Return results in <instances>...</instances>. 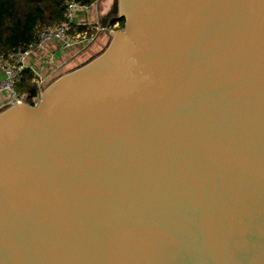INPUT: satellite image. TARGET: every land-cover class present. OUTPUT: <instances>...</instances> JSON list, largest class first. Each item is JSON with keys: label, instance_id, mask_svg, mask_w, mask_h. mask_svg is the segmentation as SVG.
Listing matches in <instances>:
<instances>
[{"label": "water", "instance_id": "95a60500", "mask_svg": "<svg viewBox=\"0 0 264 264\" xmlns=\"http://www.w3.org/2000/svg\"><path fill=\"white\" fill-rule=\"evenodd\" d=\"M101 26L0 108V264H264V0H116Z\"/></svg>", "mask_w": 264, "mask_h": 264}, {"label": "built area", "instance_id": "2783aa9c", "mask_svg": "<svg viewBox=\"0 0 264 264\" xmlns=\"http://www.w3.org/2000/svg\"><path fill=\"white\" fill-rule=\"evenodd\" d=\"M98 1L89 5L68 1L65 10L66 21L62 26L41 31L37 43L28 49L16 52L11 62L0 59V69L5 75L4 79L0 81V95L9 97L4 106L14 102H27V98L18 96L16 91L23 71L30 70L35 76L34 80L39 89L38 96L34 99V103H36L49 85L48 69L59 68L58 61L69 51L74 49L83 51L91 45L95 40L92 33L97 30L98 26L96 25L98 24L88 21V17ZM118 28L119 21L110 27L111 30Z\"/></svg>", "mask_w": 264, "mask_h": 264}, {"label": "trees", "instance_id": "16d2710c", "mask_svg": "<svg viewBox=\"0 0 264 264\" xmlns=\"http://www.w3.org/2000/svg\"><path fill=\"white\" fill-rule=\"evenodd\" d=\"M68 1L89 5L96 0H0V59L11 62L16 52L37 43L40 31L62 26ZM34 79L33 72L25 70L16 87L18 96H25L31 105L39 92Z\"/></svg>", "mask_w": 264, "mask_h": 264}, {"label": "rangeland", "instance_id": "374dc122", "mask_svg": "<svg viewBox=\"0 0 264 264\" xmlns=\"http://www.w3.org/2000/svg\"><path fill=\"white\" fill-rule=\"evenodd\" d=\"M115 1L116 0H99L98 3L94 5L93 10L88 17V21L90 22L92 21L93 24L94 22L98 24L96 25L98 26L97 30H94V32L92 33L93 34L92 37L94 36L95 40H93L91 45L83 51L79 50L80 51L79 52L77 51L78 49L69 51L68 53L74 52V51H77L78 53H76L77 55L75 54L72 59H68L66 62H64L63 65L61 64L59 60V64H58L59 70H57V72L54 73L53 75H52V70L56 71V69L49 68L48 75L49 76L52 75V76L49 79L47 78V80H49L50 83L53 82L55 79H57L58 78L57 76L60 77L62 74H64L66 70L77 68L78 66L84 64L91 58L97 56L107 47L108 43L110 42V36L102 30L103 28H101L102 27L101 20L103 19V17H105L106 14H108V12L110 11ZM62 66L63 68H61ZM8 98L9 97L6 96L7 101H8Z\"/></svg>", "mask_w": 264, "mask_h": 264}, {"label": "crops", "instance_id": "0c3cea01", "mask_svg": "<svg viewBox=\"0 0 264 264\" xmlns=\"http://www.w3.org/2000/svg\"><path fill=\"white\" fill-rule=\"evenodd\" d=\"M76 53H78L77 51H74V52H70V53H67V54H65V56L63 57V58H61L60 59V62H61V64L63 65L64 64V62H66L68 59H72L73 58V56L76 54ZM77 55V54H76ZM58 64H59V61H58ZM57 64V65H58ZM59 66V65H58ZM61 68H63V66L61 67ZM52 69V68H51ZM53 69H56V71L55 70H52V75L54 74V73H56L57 72V70H59L58 68H53ZM75 69V68H74ZM72 69H68V70H66L65 71V73H67L68 71H71ZM48 74H49V72H48ZM51 75V76H52ZM63 75V74H62ZM51 76H49L48 77V79L51 77ZM4 77H5V75H4V73H3V71L0 69V81L1 80H3L4 79ZM57 77H59V76H57ZM56 77V78H57ZM49 81V80H48ZM49 83H50V81H49ZM7 99H6V96H1L0 97V108L1 107H3L4 105H5V101H6ZM4 103V104H3Z\"/></svg>", "mask_w": 264, "mask_h": 264}, {"label": "flooded vegetation", "instance_id": "af4514ba", "mask_svg": "<svg viewBox=\"0 0 264 264\" xmlns=\"http://www.w3.org/2000/svg\"><path fill=\"white\" fill-rule=\"evenodd\" d=\"M121 20H122V19H121ZM121 20H118V21H119V28H121ZM102 21H103V19L101 20V22H102ZM112 25H113V24H112ZM112 25H111V26H112ZM119 28H118V29H119Z\"/></svg>", "mask_w": 264, "mask_h": 264}]
</instances>
